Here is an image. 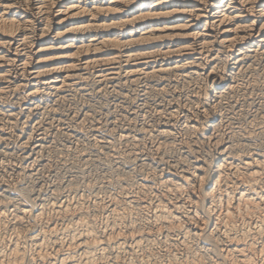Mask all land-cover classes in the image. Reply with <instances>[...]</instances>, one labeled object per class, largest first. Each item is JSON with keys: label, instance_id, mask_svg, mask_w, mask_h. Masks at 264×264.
<instances>
[{"label": "bare ground", "instance_id": "6f19581e", "mask_svg": "<svg viewBox=\"0 0 264 264\" xmlns=\"http://www.w3.org/2000/svg\"><path fill=\"white\" fill-rule=\"evenodd\" d=\"M252 59L257 65L264 60V0H0V101L10 91L29 100L20 110L7 109L14 128L29 125L36 106L30 101L50 92L65 94L90 76L117 86L124 80H152L163 97L174 78L211 84L202 109L182 124V138L174 132L177 124H172L178 110L167 104V122L159 125L162 140L155 149L160 155L186 150L169 167L163 157L158 160L146 150L150 167L155 159L161 166L145 176L147 183L133 182V176L115 178L121 194L108 196V201L91 203L81 197L39 209L0 188V264L36 263L37 258L45 264H264V153L246 140L236 141V131L226 138L220 130L222 116L214 111L216 102L235 92L236 75L250 67ZM161 110H156L159 117ZM22 113L27 116L20 119ZM26 134L20 144L22 159L34 164L43 138L33 131ZM7 136H0V142ZM134 136H122L127 147L134 142L145 151L148 144L137 145ZM51 209L64 216L59 218L69 217L64 228L51 218L44 220ZM132 214L142 221L130 222ZM99 223L101 229L96 227ZM34 224L44 226L33 232ZM9 229L14 230L7 240L9 248H1ZM62 229L72 232L68 252L59 254L60 246L56 252L52 248L53 254L50 246L58 242ZM29 242L35 244V253L28 249Z\"/></svg>", "mask_w": 264, "mask_h": 264}, {"label": "rangeland", "instance_id": "374dc122", "mask_svg": "<svg viewBox=\"0 0 264 264\" xmlns=\"http://www.w3.org/2000/svg\"><path fill=\"white\" fill-rule=\"evenodd\" d=\"M256 62H257V59H252L248 61L251 68L250 67L243 68L242 70H240V72H238V74L236 75L237 79L235 78V84L237 85L238 83V85L236 86L237 88L235 92L220 99L221 101L220 102L218 101L219 105H218V102H216L217 105L216 104H215L216 106L214 105L216 107L215 108L216 110L214 109V111L216 112L215 114L216 116L217 115H220V117L222 116L221 118L223 122L220 127V130L222 133L226 134L225 135L226 138H228L227 134H229L231 130L236 131V139H237L236 141L238 142L241 141V143L242 142L246 143L244 142V140H246L249 143V144L247 143L248 146H251L252 149L254 148L253 150L257 149L259 150V152L261 151L264 153V133H263L264 132L263 130L264 128V73H263L264 60L261 59L262 63L259 60L260 64L258 65ZM90 77L89 78L92 79L91 81L88 78L87 82H85L82 86L73 87V88L71 87L70 89L67 90L65 94L50 92L49 95L43 98L39 97L41 100L37 99V102L36 100L30 101V103L33 104V107L34 105L36 106L33 109L34 113L33 112L30 113L31 114L30 122L27 128L25 129L20 127L21 125L15 126V128L12 127L13 121L11 117L7 114V112L8 110H15V111L20 110V107L24 106L25 103H28L29 100L23 99L20 97L19 94H16L15 92H11V91L8 92L7 95H4V98L6 96L7 98L5 99L2 98L1 100L3 102L0 101V110H1L0 111V129H1L0 136L3 135L6 137L8 135L10 140L7 136L6 140L0 142V156H1L0 157V188L1 190H3L4 188L8 189L9 191L5 189L4 190L6 192L8 191L9 194L11 193V195L14 196L15 199H18V201L25 199L28 202H30V205L32 204L35 205L34 207L37 209H39L41 206H44V205L51 206L52 204H55V203L57 205H60L61 202H64L67 199L73 200L72 202H74L81 197L82 198L84 197L87 201L91 203L92 202L94 203V201H97V200L108 201V198H109L108 196L110 195L116 196L117 195L116 193L121 194L120 185L115 184L114 183L115 181H113V179L124 178L126 176L131 178L133 176L132 177L134 178L132 179L133 182L137 180V182H140V183H147L145 176L147 177L148 174H150L152 171L161 169V166L159 168V166L157 165V161L159 160L158 158L163 157V160L165 159L164 162L167 163V165L173 164L174 163L173 161L176 159H182L183 151H185L186 149L181 150V149L176 148L175 150H172V151L171 150L165 151V152L162 151L163 152L162 154H164L165 157L164 155L159 154V152L155 148H157V141H161L162 139L158 137L157 132L159 128L162 126V123H165L163 121H166L165 119L168 117V116L166 117L165 115H167L168 108L170 109L169 106L171 107L176 106V110H178V113L176 114L175 121L172 122V124L173 123L177 124L175 126L174 132L176 133V135H178L177 136L178 138L184 137L185 136L184 135L185 133H183L185 131L183 127L184 121L185 119L188 118V116H193L196 114V112L198 113L200 109H202V106H203L202 103L203 101H205V97H206L204 96L205 95L204 93L207 92L206 91L208 89L207 86H210L211 85L210 83L205 82L206 80L204 81L196 80L193 78L188 79L186 81L181 79L180 77L179 79L174 78L173 80L169 82L167 86L168 89H170V92H169L170 95L168 93L166 97H163L162 95L159 96V94L156 93L157 91H155L154 87L156 86L155 88L157 90L158 86L155 84L156 82L154 83V81L152 80L148 81V79H142L143 82L142 80H140L139 81L140 83L139 82L134 83L136 86L132 84V82H128L129 83L128 84L124 80V83L123 82L121 83L123 85L118 84L117 86L113 83H112L113 85H110L111 82H103V83L99 82L98 83L96 81L98 79H96L95 76H90ZM176 79L177 81H175ZM138 83L141 85H138ZM142 83H145V84H142ZM85 84L87 85V87ZM102 84L105 85V88H104V85ZM197 84L199 86H197ZM120 86H122V88ZM146 86H148V88ZM80 87H82L83 89ZM153 89H154V92H153ZM171 91H173V93H171ZM142 92H145L146 94ZM178 92L180 93L178 94ZM172 95L174 97L176 95L177 96L174 98ZM176 99L179 103L176 101ZM167 102H169L170 104ZM211 103L214 104L215 102L211 101ZM138 106H141V107H138ZM14 107H17V108H14ZM40 108H41V111H39ZM156 110L158 112H160L159 110L163 111L161 114L162 116L159 117L160 113H158ZM191 110H193L194 114L192 113ZM2 111L3 113H1ZM42 112L44 113L42 114ZM186 112L187 113L189 112V114H186ZM4 113H5V116H4ZM25 113L27 112L25 111ZM156 113L159 115H157ZM22 114L19 115L21 116L19 117L20 119L23 117H26L28 113L27 114L22 113ZM177 116H178V119H177ZM180 116L181 117L183 116V117L180 119ZM16 119L18 120V118ZM129 130L131 132H129ZM176 130H178V132ZM8 131H9V134H8ZM30 131H33L36 134H40V136L43 138V146H44L37 154L38 162L36 161L34 164H32L26 159L24 160L22 159L24 157L23 155L24 150L22 147H20L22 137L26 136L27 135L26 133ZM127 132L133 136L135 135L134 136L135 142L138 141L137 145L138 143L140 144L143 142H145L146 145L148 144L147 145L148 147H146L145 151L140 152L143 148L141 149V146H134L133 144L134 142L132 144L131 142H128L129 145L127 147V142L124 141L123 139L124 137H122L124 136V133L127 134ZM7 142H9L8 145H7ZM130 147H132L133 150ZM138 149L139 151H137ZM146 150L151 151L153 153V154L151 153L153 157L155 156V158L158 159V160L155 159L154 161L156 162L154 163L151 162L152 164L151 167L149 164L150 158L145 153ZM139 155H141V157ZM86 156H88V158ZM179 156H181V158H178ZM8 159L10 162L8 161ZM135 160H137V162ZM142 164L145 166H143ZM167 165L165 164L163 165V167L167 169L169 167V165L168 167H166ZM142 166L145 167L146 169L143 168ZM31 171H33V173ZM20 172L23 174H21ZM141 178H143L142 179L143 181L140 180ZM109 180L113 182L110 185L107 184V181L109 182ZM155 180L156 179L153 180L154 181L153 184L155 183L156 184L153 186H155L154 188L157 187L158 189L157 191H160L162 187L159 184H157L158 180L157 181ZM148 184H152V183H148ZM107 185L108 187H106ZM76 188L78 190H76ZM105 197L106 198L108 197V198L106 199ZM9 209L13 210L14 208L13 206H11ZM55 213L57 212H55L54 210L52 211V209L48 210L47 211L48 215L45 214V216H43V218L45 217L44 220L47 219L46 221L49 222L48 219L51 218L50 220L51 221L53 220L52 222H56L59 224V225L57 224L59 228L60 227L64 228L65 224L68 222L67 221L63 222V221H65V219L69 220V217H66L65 219H63L64 218L63 215L58 214V213L56 215ZM59 215L62 216L63 218L62 217L59 218L60 217ZM95 215H97V213ZM131 216L128 217V220L131 218L130 222H133V221L141 222L142 221L140 219L138 220V217H136L134 214H132ZM91 217L93 216L91 215ZM27 218L30 219L29 217ZM54 218L56 220H54ZM28 219H26V221L29 222ZM102 225L103 224L99 223L96 225V227L98 226L97 228L101 229ZM18 226L20 225H16V227ZM35 226L36 224L32 226L33 232H38L41 229V227L44 225L40 224L36 227ZM60 231L62 232L63 229L59 230L58 232ZM13 232L14 230L9 229L6 232L7 234L4 233L3 236H7L8 238L6 237L4 239V242H3L4 244H2L1 248H3V246L5 249L7 248V246L9 248L8 241L11 236L10 234H12ZM63 232L61 233V235L60 233H58L59 234L58 237L60 239H57L59 243L62 241L61 245H59L58 242L54 243V245L52 244L53 246L52 245L50 246L51 251H52V248L55 247L53 248V251L56 252V250L60 248L61 246L62 250H60L58 253L62 254V251H63V254L66 253L65 252L67 250L66 242L68 241V238L70 237L72 232L71 231L69 232L67 231L65 233ZM61 237H62V240H61ZM5 243H7L8 245ZM27 244L26 245L28 249L31 252L33 251L35 253V249H36L35 244L30 243V242ZM62 244L65 246H63ZM55 252H53V254ZM36 260H37L36 261L37 264H39L41 261V259L39 260V258H37ZM48 262L46 264H48ZM31 263L34 264L35 261L28 262V264H31ZM43 263L44 262L40 264H43ZM59 263L61 264V262H57L56 264H59ZM21 264H27V262H24Z\"/></svg>", "mask_w": 264, "mask_h": 264}]
</instances>
